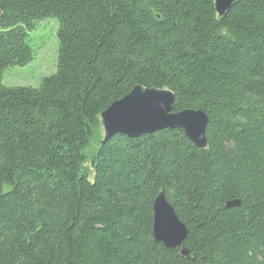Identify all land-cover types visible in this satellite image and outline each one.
I'll use <instances>...</instances> for the list:
<instances>
[{"label": "trees", "instance_id": "1", "mask_svg": "<svg viewBox=\"0 0 264 264\" xmlns=\"http://www.w3.org/2000/svg\"><path fill=\"white\" fill-rule=\"evenodd\" d=\"M45 19L55 73L4 86ZM136 86L203 111L208 146L169 129L101 144ZM160 193L188 258L153 239ZM0 264H264V0L222 19L214 0H0Z\"/></svg>", "mask_w": 264, "mask_h": 264}, {"label": "water", "instance_id": "2", "mask_svg": "<svg viewBox=\"0 0 264 264\" xmlns=\"http://www.w3.org/2000/svg\"><path fill=\"white\" fill-rule=\"evenodd\" d=\"M240 0H214L218 19L224 18ZM175 96L168 90L134 87L122 99L114 102L101 115L104 144L115 135L138 138L166 129L181 130L185 137L197 148L205 149L207 115L201 110H183L174 113ZM238 201L227 202L226 208L238 207ZM153 230L155 242L166 249L180 248L183 257L188 258L185 248L188 230L180 222L173 207L163 193L158 194L153 203Z\"/></svg>", "mask_w": 264, "mask_h": 264}, {"label": "rangeland", "instance_id": "3", "mask_svg": "<svg viewBox=\"0 0 264 264\" xmlns=\"http://www.w3.org/2000/svg\"><path fill=\"white\" fill-rule=\"evenodd\" d=\"M57 31L56 19H45L36 23L34 30L29 33V44L34 52V60L25 67L8 69L2 79L4 86L37 88L44 77L55 73L58 51ZM94 150L95 145L89 149V153ZM85 168L90 169L88 163L85 164Z\"/></svg>", "mask_w": 264, "mask_h": 264}]
</instances>
